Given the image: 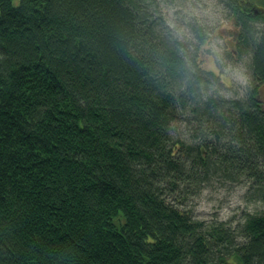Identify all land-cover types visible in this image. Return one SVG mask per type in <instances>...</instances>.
Returning <instances> with one entry per match:
<instances>
[{
  "label": "trees",
  "instance_id": "trees-1",
  "mask_svg": "<svg viewBox=\"0 0 264 264\" xmlns=\"http://www.w3.org/2000/svg\"><path fill=\"white\" fill-rule=\"evenodd\" d=\"M163 1L0 0V264H264V206L236 228L190 208L264 204V8L226 0L242 88Z\"/></svg>",
  "mask_w": 264,
  "mask_h": 264
},
{
  "label": "rangeland",
  "instance_id": "rangeland-1",
  "mask_svg": "<svg viewBox=\"0 0 264 264\" xmlns=\"http://www.w3.org/2000/svg\"><path fill=\"white\" fill-rule=\"evenodd\" d=\"M251 1L264 8V0ZM160 11L169 29L182 39L197 44L196 31H205L207 39L199 47V63L203 69L222 74L228 85L248 86L249 59L237 55L234 41L238 28L235 20L228 17L226 0H164ZM261 96L264 100V88ZM245 192L241 186L207 189L191 203L190 208L201 220L227 223L236 228L248 213L264 206L259 201H248ZM231 262L239 263L234 257Z\"/></svg>",
  "mask_w": 264,
  "mask_h": 264
}]
</instances>
